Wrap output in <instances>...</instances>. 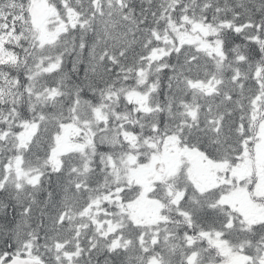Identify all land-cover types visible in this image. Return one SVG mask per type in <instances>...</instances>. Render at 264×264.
<instances>
[{
	"label": "snow or ice",
	"instance_id": "obj_1",
	"mask_svg": "<svg viewBox=\"0 0 264 264\" xmlns=\"http://www.w3.org/2000/svg\"><path fill=\"white\" fill-rule=\"evenodd\" d=\"M0 264H264V0H0Z\"/></svg>",
	"mask_w": 264,
	"mask_h": 264
}]
</instances>
